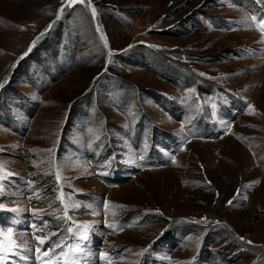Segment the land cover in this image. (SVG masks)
<instances>
[{"label":"rangeland","instance_id":"374dc122","mask_svg":"<svg viewBox=\"0 0 264 264\" xmlns=\"http://www.w3.org/2000/svg\"><path fill=\"white\" fill-rule=\"evenodd\" d=\"M261 21L0 0V264H264Z\"/></svg>","mask_w":264,"mask_h":264},{"label":"crops","instance_id":"0c3cea01","mask_svg":"<svg viewBox=\"0 0 264 264\" xmlns=\"http://www.w3.org/2000/svg\"><path fill=\"white\" fill-rule=\"evenodd\" d=\"M213 98H215L214 96H213ZM230 100H231V104H238L239 106H240V100L238 99V98H233V96L232 97H230ZM233 105H231V106H233ZM228 108V107H227ZM235 108V107H234ZM228 110H229V108H228ZM227 110V111H228ZM230 111V110H229Z\"/></svg>","mask_w":264,"mask_h":264},{"label":"snow or ice","instance_id":"6c2138e0","mask_svg":"<svg viewBox=\"0 0 264 264\" xmlns=\"http://www.w3.org/2000/svg\"><path fill=\"white\" fill-rule=\"evenodd\" d=\"M81 2H83V0H81ZM60 11L62 12L63 8ZM93 12H95V10H93ZM253 19L255 20V17H253ZM260 23H261V31H264V21H261ZM229 203H231V201ZM40 243H44V241H40Z\"/></svg>","mask_w":264,"mask_h":264},{"label":"trees","instance_id":"16d2710c","mask_svg":"<svg viewBox=\"0 0 264 264\" xmlns=\"http://www.w3.org/2000/svg\"><path fill=\"white\" fill-rule=\"evenodd\" d=\"M172 242H174V241H172ZM176 242V241H175Z\"/></svg>","mask_w":264,"mask_h":264}]
</instances>
